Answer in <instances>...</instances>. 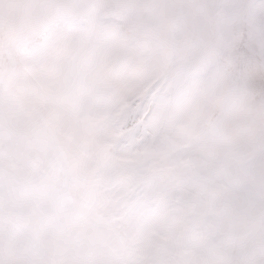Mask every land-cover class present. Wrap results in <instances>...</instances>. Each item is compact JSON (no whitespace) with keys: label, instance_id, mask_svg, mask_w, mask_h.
Here are the masks:
<instances>
[{"label":"snow or ice","instance_id":"snow-or-ice-1","mask_svg":"<svg viewBox=\"0 0 264 264\" xmlns=\"http://www.w3.org/2000/svg\"><path fill=\"white\" fill-rule=\"evenodd\" d=\"M0 264H264V0H0Z\"/></svg>","mask_w":264,"mask_h":264}]
</instances>
